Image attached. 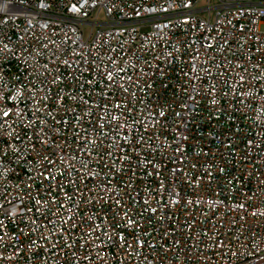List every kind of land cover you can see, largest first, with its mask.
<instances>
[{"label": "built area", "instance_id": "1", "mask_svg": "<svg viewBox=\"0 0 264 264\" xmlns=\"http://www.w3.org/2000/svg\"><path fill=\"white\" fill-rule=\"evenodd\" d=\"M0 264H264V0H0Z\"/></svg>", "mask_w": 264, "mask_h": 264}, {"label": "rangeland", "instance_id": "2", "mask_svg": "<svg viewBox=\"0 0 264 264\" xmlns=\"http://www.w3.org/2000/svg\"><path fill=\"white\" fill-rule=\"evenodd\" d=\"M103 18V14L100 15L99 19H102Z\"/></svg>", "mask_w": 264, "mask_h": 264}]
</instances>
